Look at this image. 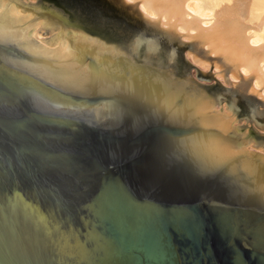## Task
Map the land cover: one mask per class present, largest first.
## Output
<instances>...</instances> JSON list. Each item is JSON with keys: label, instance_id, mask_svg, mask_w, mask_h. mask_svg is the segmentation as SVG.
Wrapping results in <instances>:
<instances>
[{"label": "water", "instance_id": "95a60500", "mask_svg": "<svg viewBox=\"0 0 264 264\" xmlns=\"http://www.w3.org/2000/svg\"><path fill=\"white\" fill-rule=\"evenodd\" d=\"M0 264H264V0H0Z\"/></svg>", "mask_w": 264, "mask_h": 264}]
</instances>
